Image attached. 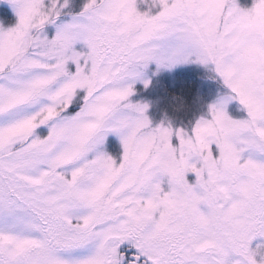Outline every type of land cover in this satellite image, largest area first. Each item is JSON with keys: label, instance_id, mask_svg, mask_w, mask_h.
<instances>
[{"label": "snow or ice", "instance_id": "6c2138e0", "mask_svg": "<svg viewBox=\"0 0 264 264\" xmlns=\"http://www.w3.org/2000/svg\"><path fill=\"white\" fill-rule=\"evenodd\" d=\"M153 63L228 95L153 127ZM0 264H264V0H0Z\"/></svg>", "mask_w": 264, "mask_h": 264}, {"label": "rangeland", "instance_id": "374dc122", "mask_svg": "<svg viewBox=\"0 0 264 264\" xmlns=\"http://www.w3.org/2000/svg\"><path fill=\"white\" fill-rule=\"evenodd\" d=\"M248 4L251 5V0H248ZM143 80L150 81L149 86L146 88L143 81H137L134 84L135 95L131 100L133 103L149 105L147 116L153 127L170 125L174 130L191 131L199 119L208 118L211 105L228 95V89L216 77L211 65L205 67L190 63L173 69H158L153 63L146 70ZM177 82L179 84L176 87ZM183 82L188 83V88L194 91L192 97H188L191 101L187 104L168 101L167 94L179 92ZM237 108L238 104L232 102L228 104L227 111L230 115H236ZM109 143L122 151L119 137L110 136ZM113 154L118 155V152L114 151Z\"/></svg>", "mask_w": 264, "mask_h": 264}, {"label": "trees", "instance_id": "16d2710c", "mask_svg": "<svg viewBox=\"0 0 264 264\" xmlns=\"http://www.w3.org/2000/svg\"><path fill=\"white\" fill-rule=\"evenodd\" d=\"M178 84H179L178 82L175 84L176 87L178 86ZM188 85H189L188 83L183 82L181 84V88H180L179 92H175V93L173 92V93L167 94V100L170 101L171 103H173V102L179 103V101H181V102L187 104L188 101H191V99H189L188 97H190V96L192 97L191 94L194 92L191 90V88L190 89L188 88ZM174 99H176L178 101H175Z\"/></svg>", "mask_w": 264, "mask_h": 264}]
</instances>
